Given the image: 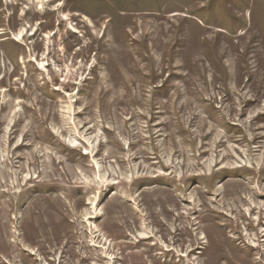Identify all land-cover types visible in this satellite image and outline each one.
<instances>
[{"label": "rangeland", "instance_id": "obj_1", "mask_svg": "<svg viewBox=\"0 0 264 264\" xmlns=\"http://www.w3.org/2000/svg\"><path fill=\"white\" fill-rule=\"evenodd\" d=\"M0 264H264V0H0Z\"/></svg>", "mask_w": 264, "mask_h": 264}, {"label": "bare ground", "instance_id": "obj_2", "mask_svg": "<svg viewBox=\"0 0 264 264\" xmlns=\"http://www.w3.org/2000/svg\"><path fill=\"white\" fill-rule=\"evenodd\" d=\"M45 2H48L49 0H44Z\"/></svg>", "mask_w": 264, "mask_h": 264}]
</instances>
